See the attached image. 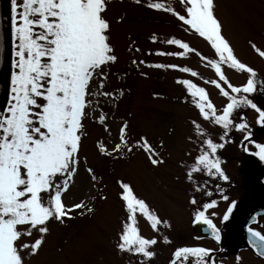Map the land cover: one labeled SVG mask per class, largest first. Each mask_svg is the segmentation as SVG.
I'll return each mask as SVG.
<instances>
[{
  "label": "snow or ice",
  "instance_id": "1",
  "mask_svg": "<svg viewBox=\"0 0 264 264\" xmlns=\"http://www.w3.org/2000/svg\"><path fill=\"white\" fill-rule=\"evenodd\" d=\"M111 0H10L9 25L0 49L5 52L3 71L4 98L0 101V264H29L40 255L51 234L50 225L68 226V222L83 219L96 213L97 199L106 201L98 185L103 176L98 175L83 152L88 136L85 121L92 120L108 134L109 139L98 138L94 142L98 156L131 159L141 154L153 169L166 163L163 155L165 142L153 145L147 134H130V123L122 119L116 124V134L111 130V117L103 110L102 101L118 109V101L125 92L122 87H111L109 77L117 80L127 73H113L119 63L116 48L111 43L112 21L107 18ZM148 11L169 16L184 33L196 35L207 42L214 57L204 56L183 38L175 35L163 40L152 33L149 40L173 47L175 50L157 49L160 57L189 58L195 54L211 69L215 78H203L204 83L217 90L225 99L221 108L210 98L206 87L193 79L176 77L174 83L181 87L182 103H189L196 116L188 121L185 136L188 148L184 158L177 162L185 182L190 186L188 203L194 207L193 225L206 226L211 237L219 244L221 230L212 217L217 213L213 193L197 177H209L228 182L229 176L222 167L219 150L229 141L233 130L243 135V140L253 146L251 154L264 162V143L255 142L252 130L242 109L255 111V123L264 127V109L252 98L258 88L264 91V80L258 84V73L241 62L225 37L224 25L216 14V0H132ZM125 17L119 16L117 23ZM135 41L132 42L134 44ZM264 57V51L249 42ZM129 51L139 53L141 49ZM137 69L141 66L154 69H171L179 73L200 77V73L188 66L171 63H146L144 59L130 61ZM246 73V81L232 84L224 67ZM142 77L147 73L140 71ZM130 91V90H129ZM154 95H156L154 93ZM131 115V113H129ZM237 118L239 122H237ZM173 130L169 129L171 133ZM215 133V138H214ZM249 151L248 148L244 149ZM83 173L86 184L74 194L71 203L66 199L77 188V177ZM180 179V176H177ZM116 196L121 207V217L116 230L113 250L127 256L125 264H151L155 258L154 247L158 239L154 235H141L139 220L142 218L153 232L170 227L166 219L150 208L144 198L136 194L130 181L115 180ZM220 198L228 201L219 184ZM199 193L208 197L199 202ZM237 201L228 204L221 222L228 221ZM257 215L249 218L245 226L248 243L256 255L264 259V233ZM164 244L171 241L165 235ZM214 249L203 246H180L171 252L168 264H217ZM241 257H236L240 264ZM222 264V262H221Z\"/></svg>",
  "mask_w": 264,
  "mask_h": 264
},
{
  "label": "rangeland",
  "instance_id": "2",
  "mask_svg": "<svg viewBox=\"0 0 264 264\" xmlns=\"http://www.w3.org/2000/svg\"><path fill=\"white\" fill-rule=\"evenodd\" d=\"M5 2L8 0H4ZM216 14L224 25V35L234 49L235 56L243 63L252 67L259 75L264 76V57H261L251 46L250 41L261 51H264V0H216ZM7 16L10 12V2L7 3ZM0 10L2 3L0 2ZM107 18L112 21L111 43L115 45L119 56V63L112 69L113 73H127L120 80L111 75V87H122L125 95L118 101V109L111 108L106 101H102V107L111 117V130L116 134V124L122 119L130 123V134H147L153 145L159 140L165 142L163 155L166 163L153 169L146 163L143 155L137 154L131 159L105 158L95 153L94 142L98 139H109L108 134L94 123L86 120L85 126L88 136L84 140L83 152L89 156V162L98 175L103 176V182L98 189L108 196L106 201L96 200V213L69 221L68 226L50 225L52 231L47 237L40 255L34 257L29 264H118V254L113 250V242L121 217V207L116 196L117 186L115 180L123 178L132 183L136 194L144 198L150 208L154 209L162 219L169 222L179 219H188L186 194L190 186L185 182L182 170L177 162L184 158V152L189 147L185 136L188 132V121L194 118L196 113L189 103H182L184 95L181 87L174 83L176 77L193 79L195 83L206 87L214 104L225 101L218 95L211 85L204 83L203 78H215L210 68L204 66V62L195 54L189 58L160 57L154 54L157 49L164 51L175 50L166 44L152 43L149 37L155 33L161 40L175 35L188 41L204 56L214 57L207 42L198 36L182 32L173 20L163 14L148 11L135 5L132 0H111ZM125 19L117 23L119 16ZM1 17V14H0ZM7 23V21H6ZM0 28V41L2 44L8 31V25ZM135 41L134 44L132 42ZM132 44L133 49L139 47L141 51L135 53L128 50ZM0 56V73L3 71L5 52ZM144 59L146 63H171L188 66L200 73V77L193 78L189 74L179 73L171 69H154L141 66L137 69L130 64L132 59ZM263 63V64H262ZM140 71L146 72L147 77H142ZM224 72L229 81L234 85L242 84V74L224 67ZM241 75V78L238 76ZM239 78V79H238ZM2 79V76H0ZM242 79V80H241ZM4 87L2 79L1 89ZM130 90V91H129ZM154 93L156 95H154ZM2 101V94L0 95ZM131 113V115H129ZM169 129L173 131L170 133ZM215 138V133H214ZM226 153L219 151L221 159L227 161L224 168L231 170L228 158V143ZM180 176V179H177ZM200 183H209V177H197ZM86 184L83 173L77 177V188L69 193L66 203H71L74 194L79 196L78 189ZM228 194V191L226 192ZM206 202L205 198H203ZM224 205V203H221ZM222 210L221 205L210 212L217 215ZM140 232H151L152 229L142 218L139 220ZM160 231H165V227Z\"/></svg>",
  "mask_w": 264,
  "mask_h": 264
},
{
  "label": "flooded vegetation",
  "instance_id": "3",
  "mask_svg": "<svg viewBox=\"0 0 264 264\" xmlns=\"http://www.w3.org/2000/svg\"><path fill=\"white\" fill-rule=\"evenodd\" d=\"M263 64V63H262ZM232 70V69H230ZM242 83L246 81L247 74L240 73ZM238 76L241 78V75ZM229 78V77H228ZM239 79V78H238ZM264 80L262 74L257 75V82ZM264 87V86H262ZM254 101L264 109V91L258 88L257 92L252 94ZM226 101H219L217 108H221ZM241 114L246 117L252 130V137L255 142L264 143V127L258 126L255 123L256 113L252 109H242ZM237 122L239 119L237 118ZM228 142V158L231 164V170L227 171L224 168L227 161L223 159L222 167L229 176L228 182L215 181L211 178L209 183L203 181L207 185L208 190H211L213 195L211 199L217 200V206L221 205L222 210L218 215L212 217L214 223L221 230V242H217L211 237L210 232L206 226L202 224L193 225V211L194 207L188 203L189 196L192 194L190 190L186 194V203L188 219H179L178 221H171L170 227H165V231L159 233L140 232L145 237L156 236L158 241L154 247L156 252L155 258L151 264H168L171 258V252L180 246H203L214 249V259L217 264H236V257L240 256L242 259L240 264H264V259L258 257L254 250L248 243V235L245 226L249 223V218L257 215L259 226L252 224L254 228L264 233V162L251 154L255 151L253 146L243 140V135L233 130L229 136ZM226 146V145H225ZM248 148L249 151L244 149ZM226 153V148L223 149ZM219 150V151H221ZM219 184L223 189V194L229 197L228 201L220 198L221 193L217 190L216 185ZM228 191V194L226 192ZM198 201L203 203L204 199L207 201L208 197H203L196 193ZM237 201L232 214L228 221L221 222L222 216L231 201ZM221 203H224L222 205ZM161 228H164L163 226ZM167 236L171 243L164 244L162 242L163 236ZM118 264H125L128 260L127 256L118 255ZM111 264V263H109Z\"/></svg>",
  "mask_w": 264,
  "mask_h": 264
},
{
  "label": "trees",
  "instance_id": "4",
  "mask_svg": "<svg viewBox=\"0 0 264 264\" xmlns=\"http://www.w3.org/2000/svg\"><path fill=\"white\" fill-rule=\"evenodd\" d=\"M8 2V4H9V2H10V0H8L7 1ZM0 14H1V10H0ZM8 25H9V19H8ZM2 20H1V17H0V28L2 29ZM0 44H2V41H0ZM2 55V50L0 49V56ZM1 82H2V80L0 81V85H1ZM2 94V100H3V98H4V87L1 89V92H0V95Z\"/></svg>",
  "mask_w": 264,
  "mask_h": 264
},
{
  "label": "water",
  "instance_id": "5",
  "mask_svg": "<svg viewBox=\"0 0 264 264\" xmlns=\"http://www.w3.org/2000/svg\"><path fill=\"white\" fill-rule=\"evenodd\" d=\"M2 17H3V20L5 21V18H6V6L5 5L3 6V9H2Z\"/></svg>",
  "mask_w": 264,
  "mask_h": 264
}]
</instances>
